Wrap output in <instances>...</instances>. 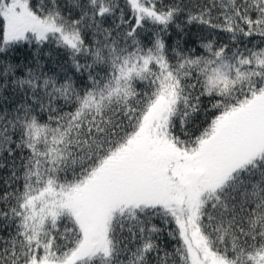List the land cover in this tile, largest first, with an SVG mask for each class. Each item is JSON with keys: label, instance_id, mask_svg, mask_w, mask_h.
Wrapping results in <instances>:
<instances>
[{"label": "snow or ice", "instance_id": "1", "mask_svg": "<svg viewBox=\"0 0 264 264\" xmlns=\"http://www.w3.org/2000/svg\"><path fill=\"white\" fill-rule=\"evenodd\" d=\"M0 264H264V0H0Z\"/></svg>", "mask_w": 264, "mask_h": 264}, {"label": "trees", "instance_id": "2", "mask_svg": "<svg viewBox=\"0 0 264 264\" xmlns=\"http://www.w3.org/2000/svg\"><path fill=\"white\" fill-rule=\"evenodd\" d=\"M253 43H258L260 38L259 37H255V38H251Z\"/></svg>", "mask_w": 264, "mask_h": 264}]
</instances>
